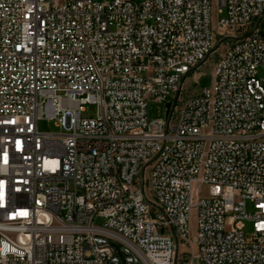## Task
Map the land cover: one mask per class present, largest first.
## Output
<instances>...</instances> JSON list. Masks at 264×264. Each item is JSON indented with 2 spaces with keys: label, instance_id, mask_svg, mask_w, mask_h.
I'll use <instances>...</instances> for the list:
<instances>
[{
  "label": "built area",
  "instance_id": "2783aa9c",
  "mask_svg": "<svg viewBox=\"0 0 264 264\" xmlns=\"http://www.w3.org/2000/svg\"><path fill=\"white\" fill-rule=\"evenodd\" d=\"M184 257L264 264V0H0V264Z\"/></svg>",
  "mask_w": 264,
  "mask_h": 264
},
{
  "label": "rangeland",
  "instance_id": "374dc122",
  "mask_svg": "<svg viewBox=\"0 0 264 264\" xmlns=\"http://www.w3.org/2000/svg\"><path fill=\"white\" fill-rule=\"evenodd\" d=\"M99 1H111V0H99ZM141 1V0H137ZM214 29L217 35H219L222 30L219 29L216 25V17H214ZM222 38L219 36L218 44ZM216 46V47H217ZM220 52L217 50L213 53L211 57L208 58L205 64H203L199 69H197L194 73H192L188 79L185 81L184 87H188L191 90L196 89H206L210 88L213 83V69L215 66V62L219 57ZM170 109V108H169ZM165 112V106L160 105L156 102H152L149 105V117L150 119H158L163 118ZM97 115V108L96 106H88L86 108V112L84 113V117L86 118H95ZM38 129L40 132L44 133H59L60 129L57 127L56 123L53 121L43 120L40 121L38 124ZM248 213H253V208L250 204L247 206ZM101 221H98L97 224H100ZM189 228H190V235L194 236L196 232V220L195 214H192V217L189 221ZM246 235H250L252 233V223L245 222V230ZM180 256L183 255L185 252V248L183 245H180ZM179 264H189L188 257H184L183 260Z\"/></svg>",
  "mask_w": 264,
  "mask_h": 264
},
{
  "label": "water",
  "instance_id": "95a60500",
  "mask_svg": "<svg viewBox=\"0 0 264 264\" xmlns=\"http://www.w3.org/2000/svg\"><path fill=\"white\" fill-rule=\"evenodd\" d=\"M171 107V104H167V108L169 109Z\"/></svg>",
  "mask_w": 264,
  "mask_h": 264
}]
</instances>
